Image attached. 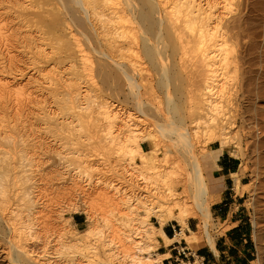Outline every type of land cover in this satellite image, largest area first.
<instances>
[{"label":"bare ground","instance_id":"bare-ground-1","mask_svg":"<svg viewBox=\"0 0 264 264\" xmlns=\"http://www.w3.org/2000/svg\"><path fill=\"white\" fill-rule=\"evenodd\" d=\"M263 39L264 0H0V263L162 264L170 252L152 254L159 237L167 246L185 239L195 255L206 243L216 249L210 219L217 197L196 144L221 142L224 149L234 139L229 129L246 121L243 102L261 98ZM141 61L159 68L157 80L146 79ZM153 80L164 88L172 116L157 123L158 135L176 147L170 154L167 144L172 149L162 160L157 131H139L133 113L110 100L132 99L145 114L144 88ZM31 128L62 135L63 147L70 143V154L88 163H76L88 181L80 187L84 195L103 191L109 208L98 218L85 209L89 226L81 235L51 198L55 159L64 154L49 153L48 140L28 134ZM146 138L150 150L142 145ZM85 140L103 148L101 161L113 164L112 155L126 161L121 183H92L93 154L85 157L76 146ZM71 156L69 165L76 162ZM233 176L243 194L247 184L240 173ZM192 217L201 230L188 234ZM262 219H252L255 264H264ZM170 220L182 227L173 237L163 229Z\"/></svg>","mask_w":264,"mask_h":264},{"label":"rangeland","instance_id":"rangeland-1","mask_svg":"<svg viewBox=\"0 0 264 264\" xmlns=\"http://www.w3.org/2000/svg\"><path fill=\"white\" fill-rule=\"evenodd\" d=\"M141 62L144 63L145 61H141ZM143 63L139 64V62H138V64H139L140 67L143 66ZM145 63H144L145 64L144 65L145 66V69H144V66H143V68L141 67L143 70L138 66L141 69L140 70L141 73H143L142 71L145 72L144 73V76H145V74L147 75V78L145 77L147 80H149V79L152 80L151 79V78H153L152 76H154V79L157 80L159 78V68L153 66L152 64H150L148 62H145ZM78 68H80V70H81V65ZM85 73H87V71ZM85 73L83 75H85ZM156 80H153L154 82L149 83L144 88V91H145V97H144V99H145V101L147 100L146 101L147 102V105H148L147 107L150 106L147 109V111L145 112V114L146 113L147 114L149 113L148 115L147 114L145 115L143 112H140L137 109V106H136V103H134L135 102L134 100H132V99H130L131 101L130 100H127V98L125 99L124 96H120V97H117L116 96L117 98L115 97V99H114V96L113 97L111 96L112 98L110 100H112V103L113 102L115 104L118 103L117 104L118 107L125 108L127 111H131L133 113L132 114L133 115L132 116V119H134L136 122L134 120H132V122H134L135 124L138 123L139 126L138 125H136V126L138 127L137 129H139V131L146 130L147 129L146 132L149 130V131H151V133H154V132H156L158 130L157 129L158 128L157 125H159V124H157V123L158 122L159 123L162 122V119H163V121H165L164 119H166V121L172 120V116L170 115V113H168L166 111L167 110V101H166V97H165V93H164V88L161 87ZM234 81H233V83H234ZM237 85L238 84L236 83L235 86L237 87ZM185 88H187V87H185ZM261 94H262L261 98H257V100L251 101L252 104L251 103L249 104L248 101L247 102L246 101L243 102V105L245 104V108H243L244 110L241 109V113L243 114L244 118L246 116V119H245L246 121L244 123L246 124V123H249L250 122L249 124H247V125H249V128L244 123H243V126H242V124H241L242 122H240L241 126L239 124V126L237 128H233L234 131H233L232 128H230V129H232L231 131L233 132L232 133L230 131V129H229V132L231 133V134H229L230 138L232 137V134H234L236 136L233 135L232 138H234V139H232V141L229 142V145L227 144V146L225 147V149H228L232 153V155L238 156L239 159L242 161V169H243V171L241 173H244V172L245 173H248L247 182H249L248 183L249 185L247 184L245 187H243L244 190H242L243 188L241 187V190L243 191V193L244 192H247L246 197H245V199H246L245 205L248 208V213H249V217L251 219V222H252L253 216L255 214H258L259 216H262V218H263L262 220L264 221V194H262V193H264V191H262V190H264L263 189L264 188V147H263L264 146V144H263L264 143V130H263L264 129L263 128L264 127V124H263L264 123V121H263L264 120V118H263L264 117V98H263L264 91H262ZM248 105H251V107L248 106ZM252 106L253 107L255 106V107L253 108ZM257 106L259 108H257ZM247 107H249L250 109L247 108ZM159 108H160V110L162 109L161 112L159 111ZM246 108L248 109V111H247ZM151 109H153V110L156 109L155 110L156 113L155 112L152 113ZM58 110L61 111V108L58 109ZM59 111H57V112H59ZM66 111H68V110H66ZM162 112H164V114H162ZM166 113H167V115H165ZM261 113H262V115L259 116V114H261ZM143 114H144V116H143ZM169 116H170V118H169ZM247 116L248 117H251L252 116L251 118H254V122H256V121L257 122L254 123L253 122V119L248 118ZM259 117H260V119H259ZM260 120H262L263 123ZM258 122L260 124H263V126L260 125ZM251 123H254L255 124V125L252 124V126L254 127V128L251 127L252 129H250V124ZM257 125L258 126L260 125V126L258 127ZM260 127L263 128L262 129L263 131L260 129ZM235 129H239V131L238 130L235 131ZM257 130L259 131V133H258ZM31 131L32 132H28V134H32L33 133L32 135H37V136H40V137L42 136L41 139L48 140L47 143H48V146L50 148L48 147L47 149H50V152L49 153H52V155H53L55 152L57 153V151H58V152H61V154H64L62 156H66V157H64V158H66L65 159L66 161H65V160H63V158H61L62 157V156H60L61 154L59 155L58 153L57 154L55 153L57 155V157L60 156V159H62V160L58 159L59 157L55 159L56 165L54 166L55 168H53V169H54V171L56 170V172L57 171H60V172H57V173L56 172H53L54 175L56 174L57 179H56L55 176H54V178L56 179V182H58V183L57 184H56V182L54 183L55 180L53 178V184H54L55 187L54 186H51V191H52L51 198L52 197L54 198V199L52 198V202L54 204L59 203L61 205V207H63V209L65 210L66 217L67 218H70L69 219L71 221L70 223H71L72 227L75 228L77 234L78 235H81V234L85 233V230L89 226V223H88V220H87V215H86V213H85L84 210L85 209L86 210H90L98 218L100 216V213L102 214V212H106V210L109 208V205L107 204V202H106V200L104 198L103 191L101 189H95V192H93L91 194V196H86V195H84L81 192V189H80L81 185H87V184H85V182L87 183L88 181H86L87 180L86 176H83V177L81 176L80 177V175L77 174L78 172H75V171H77L76 170L77 169V165L80 164V162L83 165H84V163H85V165H87L88 163L87 164H86V162L82 163L83 162V157L81 158L82 159L81 160L78 157L76 158V156L73 155V153H71L72 154V156H71L69 150L71 151L73 148L75 149V147H72L71 148L72 145L70 146V143H69V145H68V143L65 144V146L66 145H67V147L69 146V148H68L69 150H67L65 146L63 147V144L66 142V140H64V139L61 140L62 139L61 138L62 135L61 136L58 135V134H56L57 136L54 135L57 138V140H56V138L53 136V134H51L52 133L51 131H50L51 133L49 132L48 135H47V133H45L43 131L41 132V130L39 131V129L38 130L37 129L35 130V129H32L31 128ZM141 132H139V133L142 134V135L146 133L144 131H143V133H141ZM156 134H157L158 138H161L160 135H158L159 134L158 131L156 132ZM237 135H239V136L237 137ZM256 135H259V136H256ZM235 137H237V138H235ZM163 139H164V141L162 140V138L160 139L161 142L159 140L160 143H162V141H163L164 142L163 144H165V146L163 144H161L162 145V146L160 145L161 147L158 145L160 147L159 148V151L160 152H158L159 158H160V156L163 157V155H164L163 153L165 152V150L172 149V148L175 150V148H176V147L172 146V141L169 139V137L168 138L166 137V138H163ZM54 140H56V141H54ZM201 141H199L200 142V143H198L199 145L196 144V146H197V149L198 150H200V151L203 150L202 151V152H204L203 153V160H205L207 158L206 156H207V153L211 150V145H214L215 147H221V149H223L222 146H221L222 145L221 142H210V143H208V142H203L202 141V144H201ZM237 141L238 142L240 141V144L241 145ZM83 142L87 146L83 145V143H81L82 145L79 144V145H76V146L77 147L80 146L81 147L80 148L81 151L83 149H85V150H83V151H85L84 152L85 154L87 153L85 157H88L90 154H93L94 155V158L92 157L93 155H90L91 158L93 159V161L95 162L94 163V167L91 170V172H92L91 173V175H92V183L93 184L95 183L97 186H100L98 188H101V186L104 185V182H102L101 184L98 183L99 185L96 183L100 179L102 181L103 180H106L107 182H111V183L112 182L113 183H121V181H122L121 179L122 178H120L121 177V174L120 173H123L122 171H125L124 168H126V165H127L126 164V161L125 162L123 161V162H120V163L119 162H115L114 155H112V157H113L112 158V161H114V163L112 162L113 164L109 165L108 162H104V160L101 161L103 158L101 159V158L98 157L100 155V153H102V151H104L103 148H101L100 146L99 147L98 146L97 147H90L91 145L86 144V143H88V141L85 140ZM167 144H171L172 148L169 145L168 146L170 148L168 146L166 147ZM142 145H143V147L146 150H150V149L153 148V142L150 139H148V138L142 140ZM200 145L201 146L203 145V147H200ZM163 146H164V148H163ZM205 147H207V148H205ZM256 147H257V149H256ZM54 149H55V152H53ZM173 149L171 150L170 154H173V153L175 154L176 150L174 151ZM51 150H52V152H51ZM161 151H163V152H161ZM172 151H174V152H172ZM64 152H66V153H64ZM69 156H71L72 158H76V162H74L75 160H73L71 158L73 160V162H71L70 165H69L68 164L70 162L69 161V159H70ZM95 156H96V158H95ZM97 158H99V160L100 159L101 160L100 161L99 160H96ZM161 158H160V160H162ZM79 159H80V162L78 161ZM135 160L136 161L138 160V162H140L139 158H136ZM61 161H63V162H61ZM158 162H159V164L164 163V162L161 163L160 161H158ZM76 163H78V164H76ZM98 163H100V165ZM105 163H107V166H106ZM63 165H64V167H63ZM83 167H86V166H83ZM204 172H205V176L207 178L208 184H209V186L211 188V185H210V182H209V179H208L206 170H205V165H204ZM61 174H63V176ZM77 175H79V176H77ZM66 176H69L71 178L68 177V178L64 179ZM79 177L82 178V179L80 180ZM173 178L176 179L175 176ZM61 179H62V181H60ZM106 181H105V183H107ZM59 183L60 184L62 183L63 186L60 185ZM55 184L58 185V186H56ZM59 186H60V189L61 190L58 189ZM104 186H106V185H104ZM104 186H102V187H104ZM61 187H63V188H61ZM96 213L99 216H97ZM151 221L154 223V225L159 226V221H158V219L155 216H151ZM167 223H174V224H176L177 222L174 221V220H170ZM188 223H189V225L191 227V231H199V230H201L199 228L201 227V224L202 223H201V220H199L198 218H194V219H193V217L192 218H189L188 219ZM199 224H200V226H199ZM210 224H211V233H212L213 236H216L217 234L221 233L223 231V229L226 228V226H223L221 229L219 228L216 231V224L214 222L213 217L210 219ZM181 228L182 227L180 225L177 226V231H179ZM191 231H189L187 228H185V232L186 233L190 234ZM252 232H253V229H252ZM176 234H177V232L175 233V235ZM159 240H160V238H159ZM161 244H162V242L160 241L159 247L161 246ZM159 247H157V249L154 252H152V254H156V251L159 252V250H158ZM182 247H186L185 248V251L187 253V256H185L184 254H182V256H180V258H183L185 256V261H182L181 264H192V262H189L188 258H191L192 261L195 260L198 264H202V260L203 259L201 257L195 255L194 253H191V250L187 248V243H186V240L185 239L184 240L182 239V241H181L180 249ZM256 258H257V248H256V243H255V256H254V262H253V264H255Z\"/></svg>","mask_w":264,"mask_h":264},{"label":"crops","instance_id":"crops-1","mask_svg":"<svg viewBox=\"0 0 264 264\" xmlns=\"http://www.w3.org/2000/svg\"><path fill=\"white\" fill-rule=\"evenodd\" d=\"M206 157L204 165L211 192L217 197L211 204V214L216 224V231L223 226L226 228L213 236L216 249L206 243L198 250L197 256L204 258V264H253L255 242L252 237V222L245 205L247 192L243 194L237 192V179L233 176L236 172L240 173V182L246 185L249 183L247 182L248 173L240 172L242 161L238 156L232 155L228 149L211 145V150ZM177 226H179L178 223H166L163 229L168 236L173 237L177 232ZM187 229L191 231L189 223ZM159 238L162 242L159 252H170V257L166 258L162 264H181L185 261L187 253L180 258L182 253L177 242L167 246L163 239ZM188 260L194 264L191 258Z\"/></svg>","mask_w":264,"mask_h":264},{"label":"built area","instance_id":"built-area-1","mask_svg":"<svg viewBox=\"0 0 264 264\" xmlns=\"http://www.w3.org/2000/svg\"><path fill=\"white\" fill-rule=\"evenodd\" d=\"M178 245H180V242H177ZM186 247H182L181 248V253L185 255L186 251H185ZM202 264H204V258H202ZM194 264H198L195 260H194Z\"/></svg>","mask_w":264,"mask_h":264}]
</instances>
